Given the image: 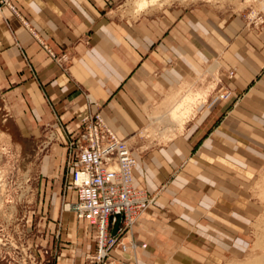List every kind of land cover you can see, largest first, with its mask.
Wrapping results in <instances>:
<instances>
[{"label":"crops","instance_id":"0c3cea01","mask_svg":"<svg viewBox=\"0 0 264 264\" xmlns=\"http://www.w3.org/2000/svg\"><path fill=\"white\" fill-rule=\"evenodd\" d=\"M127 2L14 0L35 37L2 9L0 105L13 110L17 134L35 144L60 120L73 127L99 112L132 148V185L154 202L124 239L136 249L115 257L129 264H222L225 252L246 246L251 187L264 165V25L256 30L239 15L181 4L131 15L122 10ZM38 41L66 56V65ZM184 84L193 91L213 85L180 133L161 142L159 132L139 138L153 124L152 107ZM221 86L228 96L213 100ZM55 164L45 156L40 173L50 176ZM75 199L69 189L65 201ZM76 220L67 212L62 229L82 263L95 241L93 228Z\"/></svg>","mask_w":264,"mask_h":264},{"label":"rangeland","instance_id":"374dc122","mask_svg":"<svg viewBox=\"0 0 264 264\" xmlns=\"http://www.w3.org/2000/svg\"><path fill=\"white\" fill-rule=\"evenodd\" d=\"M130 1L122 4V10L131 15L140 13L132 8ZM174 4L206 6L212 10L239 15L256 30L264 25V0H159L153 8ZM211 70L215 74V68L211 67ZM224 77L231 79L233 72H226ZM211 85L213 84H208L205 90H194L204 93L198 102H202ZM188 91L190 92L189 89ZM214 93L213 100L216 96L219 100L228 96L222 86ZM223 94L226 95L221 97ZM12 114L10 107L0 105V264H83L87 254L82 263L75 262L76 255L70 249V234L62 229V218L67 213L64 209L67 203L65 200L69 189H73L68 183V175L74 162L73 154L68 149V123L60 120L57 128L48 127L35 144L17 134L10 119ZM151 118L153 124L149 133L143 131L139 133V138L153 140L158 132H162L167 126L169 128L170 122L166 118L162 121H157L152 116ZM180 132L177 127L173 128L172 137ZM157 136L160 142L172 138ZM45 156H51L57 164L52 168L50 176L40 173L41 161ZM254 184L251 187V204L247 210L249 231L245 236L246 246L238 249V252H225L222 264H248L264 255V167ZM149 195L154 202L153 196ZM75 223L78 226L87 224L79 220ZM130 234L124 236L122 241ZM89 235L95 241L93 229ZM74 242L78 245L82 241L78 239ZM142 245L145 244L139 247Z\"/></svg>","mask_w":264,"mask_h":264},{"label":"built area","instance_id":"2783aa9c","mask_svg":"<svg viewBox=\"0 0 264 264\" xmlns=\"http://www.w3.org/2000/svg\"><path fill=\"white\" fill-rule=\"evenodd\" d=\"M2 9L35 37L14 0H0V14ZM38 42L58 66L66 65V56L57 57ZM66 134L73 154L71 187L76 199L65 203L64 209L94 230L95 251L86 255L83 264H125L113 253L136 249L134 243H125L122 238L131 233L137 218L153 202L147 191L132 185L136 163L133 151L111 131L99 112L85 115L73 128L66 127Z\"/></svg>","mask_w":264,"mask_h":264},{"label":"bare ground","instance_id":"6f19581e","mask_svg":"<svg viewBox=\"0 0 264 264\" xmlns=\"http://www.w3.org/2000/svg\"><path fill=\"white\" fill-rule=\"evenodd\" d=\"M158 1L159 0H131L130 5L136 12H142L153 8L156 3H158ZM186 86H188V84L182 85L177 91H174L170 95H167L154 109H152V111H150V115L157 121H162L166 118L170 122L169 128L167 126L165 130L158 133V135L162 138L168 139L172 137V135L174 134L173 128L175 129L177 127L179 132L182 131L183 125L186 120L194 114L195 108H197V104L201 103V101L198 102V100L201 99L204 93L201 91L191 90L189 92ZM183 88H186L185 91H182ZM263 167L264 165L260 168L258 173L261 172ZM248 264H264V255L260 258H256Z\"/></svg>","mask_w":264,"mask_h":264}]
</instances>
